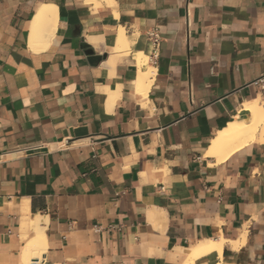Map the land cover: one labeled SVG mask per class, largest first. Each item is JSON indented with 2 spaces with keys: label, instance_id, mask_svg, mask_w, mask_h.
Returning <instances> with one entry per match:
<instances>
[{
  "label": "crops",
  "instance_id": "1",
  "mask_svg": "<svg viewBox=\"0 0 264 264\" xmlns=\"http://www.w3.org/2000/svg\"><path fill=\"white\" fill-rule=\"evenodd\" d=\"M42 4L55 31L33 50ZM263 75L264 0H0V264H26L37 218L42 264H185L220 239L193 264H264V140L203 157L264 104Z\"/></svg>",
  "mask_w": 264,
  "mask_h": 264
},
{
  "label": "bare ground",
  "instance_id": "2",
  "mask_svg": "<svg viewBox=\"0 0 264 264\" xmlns=\"http://www.w3.org/2000/svg\"><path fill=\"white\" fill-rule=\"evenodd\" d=\"M92 2L96 6L111 5L113 0H85ZM56 7L52 4L40 5L35 14L32 16L29 44L34 50L38 43L47 44L49 38L53 36L55 31V23L57 19ZM50 41V40H49ZM41 45V44H40ZM38 48L39 45H38ZM37 48V49H38ZM129 49V43L125 37L124 29L119 28L116 42L113 47L114 54H121ZM152 69L138 70L136 77V90L140 94L146 95L151 83ZM243 110L246 113L244 118L235 119L228 123L226 127L216 133L209 140L208 146L204 152V158H212L218 164L224 161L227 157L233 154L238 149L249 145L251 142L264 140V104L259 101L243 103ZM40 218L35 222V237L29 242L25 251L24 261L26 264H31L33 259L28 257V253L32 250H38L42 253L45 250V241L43 238L44 227L40 224ZM224 240L218 241H201L196 243L188 251V260L185 264H193L194 261L201 256H205L211 252H217L221 255ZM233 248L239 245V241H230ZM186 254V253H185ZM39 260V258H38Z\"/></svg>",
  "mask_w": 264,
  "mask_h": 264
},
{
  "label": "built area",
  "instance_id": "3",
  "mask_svg": "<svg viewBox=\"0 0 264 264\" xmlns=\"http://www.w3.org/2000/svg\"><path fill=\"white\" fill-rule=\"evenodd\" d=\"M146 36L151 44V51L148 56V60L151 65H155L159 56V47H160V36L158 33V29L156 27H152L146 30ZM260 85L261 89L264 90V75L261 76L259 79L254 81V84ZM35 147V146H32ZM25 148V149H34V148ZM16 151H20L18 148ZM31 264H42L41 260L33 259Z\"/></svg>",
  "mask_w": 264,
  "mask_h": 264
},
{
  "label": "water",
  "instance_id": "4",
  "mask_svg": "<svg viewBox=\"0 0 264 264\" xmlns=\"http://www.w3.org/2000/svg\"><path fill=\"white\" fill-rule=\"evenodd\" d=\"M88 54L91 55V52H89ZM95 59H96V61H100V57H97V58H95Z\"/></svg>",
  "mask_w": 264,
  "mask_h": 264
},
{
  "label": "rangeland",
  "instance_id": "5",
  "mask_svg": "<svg viewBox=\"0 0 264 264\" xmlns=\"http://www.w3.org/2000/svg\"><path fill=\"white\" fill-rule=\"evenodd\" d=\"M261 102H263L261 99H260Z\"/></svg>",
  "mask_w": 264,
  "mask_h": 264
}]
</instances>
